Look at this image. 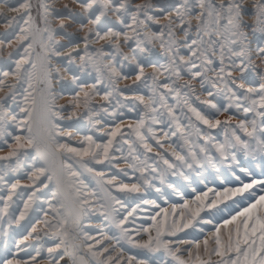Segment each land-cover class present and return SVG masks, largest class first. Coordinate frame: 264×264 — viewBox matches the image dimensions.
<instances>
[{
	"label": "snow or ice",
	"instance_id": "snow-or-ice-1",
	"mask_svg": "<svg viewBox=\"0 0 264 264\" xmlns=\"http://www.w3.org/2000/svg\"><path fill=\"white\" fill-rule=\"evenodd\" d=\"M0 264H264V0H0Z\"/></svg>",
	"mask_w": 264,
	"mask_h": 264
},
{
	"label": "rangeland",
	"instance_id": "rangeland-1",
	"mask_svg": "<svg viewBox=\"0 0 264 264\" xmlns=\"http://www.w3.org/2000/svg\"><path fill=\"white\" fill-rule=\"evenodd\" d=\"M57 6H59V3L57 4ZM161 62H164L163 60H161ZM61 102H63V101H61ZM235 122V121H234Z\"/></svg>",
	"mask_w": 264,
	"mask_h": 264
}]
</instances>
